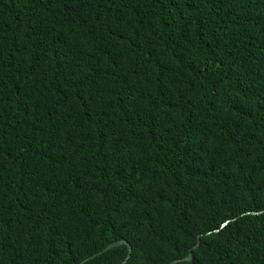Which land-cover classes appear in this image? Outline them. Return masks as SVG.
Wrapping results in <instances>:
<instances>
[{
    "label": "trees",
    "instance_id": "1",
    "mask_svg": "<svg viewBox=\"0 0 264 264\" xmlns=\"http://www.w3.org/2000/svg\"><path fill=\"white\" fill-rule=\"evenodd\" d=\"M118 240L264 264V0H0V264Z\"/></svg>",
    "mask_w": 264,
    "mask_h": 264
},
{
    "label": "water",
    "instance_id": "2",
    "mask_svg": "<svg viewBox=\"0 0 264 264\" xmlns=\"http://www.w3.org/2000/svg\"><path fill=\"white\" fill-rule=\"evenodd\" d=\"M263 212V211H261ZM261 212H257V213H261ZM227 224V223H226ZM123 244H128L127 241L125 240H118V241H115L113 243H110L107 247H105L103 250L97 252L96 254L86 258L83 262L79 263V264H83L85 262H87L88 260L90 259H93L99 255H101L103 252H107L109 251L110 249L114 248V247H117V246H120V245H123ZM199 246V243L197 244L196 248ZM130 253H131V248H130ZM130 258V254L127 256L126 260H124V262L122 264H126L128 259ZM193 259V253L190 252L184 259L182 260H185V261H191ZM179 260H176L175 262H178Z\"/></svg>",
    "mask_w": 264,
    "mask_h": 264
}]
</instances>
